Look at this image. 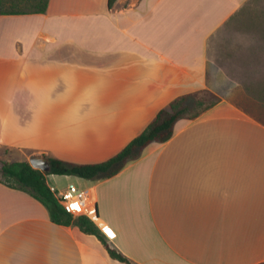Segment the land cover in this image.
Masks as SVG:
<instances>
[{
	"label": "crops",
	"instance_id": "1",
	"mask_svg": "<svg viewBox=\"0 0 264 264\" xmlns=\"http://www.w3.org/2000/svg\"><path fill=\"white\" fill-rule=\"evenodd\" d=\"M249 1L50 0L45 13L1 14L0 147L73 163L116 155L173 99L212 91L209 42ZM252 98L258 109L220 98L90 179L113 246L137 264L264 263V105ZM0 264L125 263L0 181Z\"/></svg>",
	"mask_w": 264,
	"mask_h": 264
},
{
	"label": "trees",
	"instance_id": "2",
	"mask_svg": "<svg viewBox=\"0 0 264 264\" xmlns=\"http://www.w3.org/2000/svg\"><path fill=\"white\" fill-rule=\"evenodd\" d=\"M50 0H0L1 14L45 13ZM117 0H108L112 8ZM4 5H6L4 7ZM220 100L213 91L203 89L181 95L162 108L151 123L120 152L107 160L95 163H73L59 158L43 155L50 164L45 172L34 168L29 159L6 161L1 170L11 187L27 191L41 201L49 211L51 220L56 223L79 226L84 232L95 234L105 245L109 254L125 264H137L129 256L113 246L98 225L86 215L74 216L57 200L46 180V174L75 175L85 179H105L117 174L130 161L138 159L145 147L152 142H165L174 134V127L179 119H195L213 107ZM264 264V263H263Z\"/></svg>",
	"mask_w": 264,
	"mask_h": 264
},
{
	"label": "rangeland",
	"instance_id": "3",
	"mask_svg": "<svg viewBox=\"0 0 264 264\" xmlns=\"http://www.w3.org/2000/svg\"><path fill=\"white\" fill-rule=\"evenodd\" d=\"M208 54L209 84L217 96L254 108L252 96L264 105V0H250L241 15L211 38ZM254 113L264 119V112ZM25 157L20 151L0 147V178L6 179L1 170L4 162ZM46 180L59 190L71 184L84 190L92 184L90 179L75 175L46 174Z\"/></svg>",
	"mask_w": 264,
	"mask_h": 264
},
{
	"label": "built area",
	"instance_id": "4",
	"mask_svg": "<svg viewBox=\"0 0 264 264\" xmlns=\"http://www.w3.org/2000/svg\"><path fill=\"white\" fill-rule=\"evenodd\" d=\"M59 203L74 216L86 215L92 219L98 227L105 231L98 223V210L89 189L81 190L76 185L71 184L64 190L56 187L51 188Z\"/></svg>",
	"mask_w": 264,
	"mask_h": 264
},
{
	"label": "water",
	"instance_id": "5",
	"mask_svg": "<svg viewBox=\"0 0 264 264\" xmlns=\"http://www.w3.org/2000/svg\"><path fill=\"white\" fill-rule=\"evenodd\" d=\"M29 160L34 168L41 169L45 172H48L50 170L49 161L43 156H34L31 157Z\"/></svg>",
	"mask_w": 264,
	"mask_h": 264
},
{
	"label": "bare ground",
	"instance_id": "6",
	"mask_svg": "<svg viewBox=\"0 0 264 264\" xmlns=\"http://www.w3.org/2000/svg\"><path fill=\"white\" fill-rule=\"evenodd\" d=\"M100 220V219H99ZM99 220H97L98 221V223H99ZM101 221V220H100Z\"/></svg>",
	"mask_w": 264,
	"mask_h": 264
}]
</instances>
